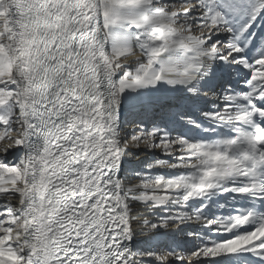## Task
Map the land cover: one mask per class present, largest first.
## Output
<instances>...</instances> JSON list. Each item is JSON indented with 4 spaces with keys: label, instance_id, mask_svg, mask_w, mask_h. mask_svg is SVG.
<instances>
[{
    "label": "snow or ice",
    "instance_id": "1",
    "mask_svg": "<svg viewBox=\"0 0 264 264\" xmlns=\"http://www.w3.org/2000/svg\"><path fill=\"white\" fill-rule=\"evenodd\" d=\"M0 264H264V0H0Z\"/></svg>",
    "mask_w": 264,
    "mask_h": 264
}]
</instances>
